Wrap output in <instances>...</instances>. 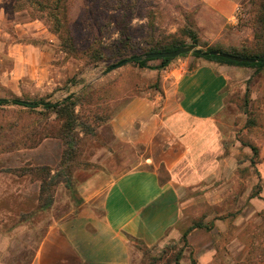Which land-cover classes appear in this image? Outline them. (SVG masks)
Segmentation results:
<instances>
[{
    "label": "rangeland",
    "instance_id": "1",
    "mask_svg": "<svg viewBox=\"0 0 264 264\" xmlns=\"http://www.w3.org/2000/svg\"><path fill=\"white\" fill-rule=\"evenodd\" d=\"M67 5L62 25L72 36L70 51L36 6L0 0V98L56 103L71 97L75 103L73 121L43 106H0V264H36L49 228L76 215L84 203L77 189L80 172L114 165L108 133L124 92L119 86H159V75L134 63L102 76L120 63L115 54L125 37L131 54H142L173 34L191 44L183 30L196 32L204 22L215 29L208 38L221 39L230 51L264 52V0ZM230 78L222 169L187 188L174 238L137 247L132 264H264V68L238 66Z\"/></svg>",
    "mask_w": 264,
    "mask_h": 264
},
{
    "label": "crops",
    "instance_id": "2",
    "mask_svg": "<svg viewBox=\"0 0 264 264\" xmlns=\"http://www.w3.org/2000/svg\"><path fill=\"white\" fill-rule=\"evenodd\" d=\"M195 31L199 48L230 51L208 38L214 26L199 23ZM159 65L137 66L159 75L157 88L119 86L124 92L108 133L115 163L80 172L84 203L49 228L36 264H132L137 247L174 238L187 188L222 169L223 120L238 66L193 55Z\"/></svg>",
    "mask_w": 264,
    "mask_h": 264
},
{
    "label": "trees",
    "instance_id": "3",
    "mask_svg": "<svg viewBox=\"0 0 264 264\" xmlns=\"http://www.w3.org/2000/svg\"><path fill=\"white\" fill-rule=\"evenodd\" d=\"M17 2H28L34 6H36L38 8V11L42 12L43 15L46 17L47 20L51 21L52 24L56 27V33L60 34V38L64 44V47L68 48L67 50L70 51L72 50V36L70 37V31L68 30V28L66 27V25H62V19L66 20L68 18V0H17ZM261 21L263 23L264 26V16L262 17ZM117 25H121V22H117ZM262 27V26H261ZM121 29V28H120ZM127 29V28H126ZM125 29V30H126ZM61 30L63 32H61ZM183 33L186 37H188V39L191 41V44H194L196 46L199 45V38L196 34V32L192 31V30H183ZM260 33H256V38H259ZM126 42L127 43H123L122 45H120L119 47H117V52H116V56L120 57L121 61L126 60L128 58H131L133 56H137V55H142V54H146V53H152V52H169V51H174L176 49H179L181 47H184L186 45H189V43L185 40V39H180L179 37H177L176 34H173L170 36V40H168V38L164 37L162 42H155L153 43V45H149L148 48L143 51L142 54H131L133 50V48H131L129 46V37H125ZM123 40V39H122ZM206 51L210 52V51H218V52H226V53H231L233 55H237V56H241V57H246V58H255L258 59L257 63H239V62H235L229 59H225L222 58L220 56H212L210 54L207 55H200V54H185L182 55L180 57H185L188 55H193L196 57H200L203 58L205 60L208 61H215L218 63H222V64H228V65H233V66H241V67H249V68H255L256 70H261L264 68V64L262 63V61L264 60V52H260V53H247L244 50L243 51H238V50H233V51H225L221 48H212L209 47L207 49H205ZM104 54L101 53L99 55V60L103 59ZM176 59V58H175ZM154 60H158V59H153V60H147V61H143V62H132L138 66L141 67H145L148 62L150 61H154ZM174 59H161L160 61V65L155 67V69H161L166 67L167 65H169ZM120 61V62H121ZM24 102L26 101H22L20 99H6V98H0V106H5V105H9V104H15V105H20V106H25V107H29V108H37L39 106H43L45 109L50 110V111H60L62 110V112H64L69 118H71L70 120H74V116H73V111H72V107L75 105V103L73 102V100L71 99V97L67 98L66 100L62 101V102H56V103H34V105L32 106H28L26 105ZM254 153L256 154V150H254ZM200 227V226H197ZM188 232L186 231L183 234V240L187 241V236H188ZM179 261H176V264H178Z\"/></svg>",
    "mask_w": 264,
    "mask_h": 264
},
{
    "label": "water",
    "instance_id": "4",
    "mask_svg": "<svg viewBox=\"0 0 264 264\" xmlns=\"http://www.w3.org/2000/svg\"><path fill=\"white\" fill-rule=\"evenodd\" d=\"M185 54H200V55H207L210 54L212 56H220L222 58L225 59H229L235 62H239V63H257L258 59L255 58H246V57H241V56H237V55H233L231 53H226V52H218V51H206L203 50L202 48H199L198 46L194 45V44H189L186 45L184 47H181L179 49H176L174 51H169V52H152V53H146V54H142V55H137V56H133L131 58H128L126 60L121 61L120 63L110 67L102 76H105L106 74H109L110 72L125 66L129 63L132 62H143V61H147V60H153V59H175L178 58L182 55ZM262 63L264 64V60L262 61ZM26 105L28 106H32L34 105V103L31 102H24Z\"/></svg>",
    "mask_w": 264,
    "mask_h": 264
}]
</instances>
